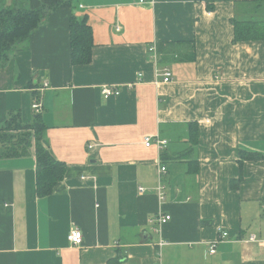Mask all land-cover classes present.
<instances>
[{"label": "crops", "instance_id": "1", "mask_svg": "<svg viewBox=\"0 0 264 264\" xmlns=\"http://www.w3.org/2000/svg\"><path fill=\"white\" fill-rule=\"evenodd\" d=\"M249 1L72 0L46 15L0 67V126L8 112L32 122L36 85L43 141L66 172L39 198L34 145L0 156V264H264V41L234 43L231 22ZM72 14L92 29L86 66L71 63ZM104 87L119 96L104 99ZM190 123L198 142L180 158ZM156 134L160 153L143 144ZM158 214L170 216L160 228Z\"/></svg>", "mask_w": 264, "mask_h": 264}, {"label": "trees", "instance_id": "2", "mask_svg": "<svg viewBox=\"0 0 264 264\" xmlns=\"http://www.w3.org/2000/svg\"><path fill=\"white\" fill-rule=\"evenodd\" d=\"M72 0H27L26 7L0 5V67L4 66L11 55L26 51L30 38L46 15L58 9H72ZM249 13L243 18H234V43L264 41V0H250ZM70 57L73 66H86L92 61L94 47L93 33L86 16L72 14L69 19ZM32 90L33 102L39 101L34 89L36 85L27 84ZM0 156L6 158L27 155L32 145L36 160V194L45 198L52 194L66 172V165L54 159L43 141L46 124L41 114H36L31 123L24 124L19 111L8 112L5 122L0 126ZM189 148L180 154L187 158L198 142V127L188 124ZM4 131V132H2ZM16 132L17 134H11ZM241 159L259 160L253 154H241ZM194 164V163H192ZM190 165V164H189ZM232 188L236 184L231 182Z\"/></svg>", "mask_w": 264, "mask_h": 264}, {"label": "built area", "instance_id": "3", "mask_svg": "<svg viewBox=\"0 0 264 264\" xmlns=\"http://www.w3.org/2000/svg\"><path fill=\"white\" fill-rule=\"evenodd\" d=\"M149 51L151 53H156V49L155 47H151L149 49ZM159 76L161 77V81L164 83H169L172 81V74L170 72V70L168 69H164L162 70V72L159 74ZM47 87V83H45L43 85V88H41V90L45 89ZM102 97L104 99H109L113 96H119L120 94V90L114 87H104L102 88L101 91ZM32 110L34 111L35 114H39L40 110H41V105L39 102H34L32 104ZM144 146L149 148L151 145H154L157 152L160 153L164 147L166 146L167 142L164 140H160L158 135H150V136H146L144 138V142H143ZM159 163H161V160H159ZM159 178L161 177V175L166 171L165 167H160L159 169ZM144 191V189L139 188V192L140 194ZM156 194L158 196L159 200H163L164 199V187L162 185V183L160 182V179H158V186L156 188ZM170 221V216H164L162 214H158V216L154 219V223L160 228L161 225L165 224L166 222ZM228 239V233L227 232H220L217 240H215L214 243H212V245L210 246L209 249V253L210 254H214L215 253V247L217 243L223 242L225 240ZM67 240L68 242L74 246V247H80L82 246L83 243V236L82 233L78 230H73L71 231L68 236H67ZM250 241L255 240V237H251L249 239ZM167 242L165 240H160L158 242V247H162L164 245H166Z\"/></svg>", "mask_w": 264, "mask_h": 264}, {"label": "rangeland", "instance_id": "4", "mask_svg": "<svg viewBox=\"0 0 264 264\" xmlns=\"http://www.w3.org/2000/svg\"><path fill=\"white\" fill-rule=\"evenodd\" d=\"M1 128V127H0ZM2 132H4V131H2ZM11 134H17L16 132H12Z\"/></svg>", "mask_w": 264, "mask_h": 264}]
</instances>
